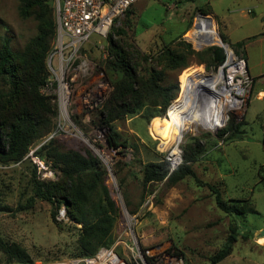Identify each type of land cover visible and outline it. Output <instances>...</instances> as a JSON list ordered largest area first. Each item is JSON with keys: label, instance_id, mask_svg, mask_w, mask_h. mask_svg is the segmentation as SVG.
<instances>
[{"label": "rangeland", "instance_id": "1", "mask_svg": "<svg viewBox=\"0 0 264 264\" xmlns=\"http://www.w3.org/2000/svg\"><path fill=\"white\" fill-rule=\"evenodd\" d=\"M18 1L0 0V35L10 38L13 49L21 48L34 34L33 23L18 16ZM242 9L250 12L243 13ZM130 10L128 19L122 16L115 26H125L123 34L113 33V38L120 39L118 41L136 56L151 58L147 63H152L156 69L161 66L153 61L166 45L179 47L189 43L194 51L186 67L165 72L163 83L177 84L175 97L164 111L158 106L139 105L135 112L111 125L92 120L98 110L79 114L71 123L59 124L54 119L48 126H42L45 140L58 131L52 137L59 147L89 149L107 170L106 184L118 207L110 246L116 252L131 257L127 246L136 241L140 248L164 245L180 255L183 264H264V92H256L252 83L241 97L238 108L227 110L223 125L217 129L192 124L183 132L177 147L180 160L175 165L169 160L170 148H163L156 136L161 118L184 91L179 76L194 70L207 74L216 72L226 60V51L221 47L224 57L216 63L211 60L209 48L220 47L221 42L238 54L222 40L218 20L223 23L231 20L232 24L235 21L243 25L239 29L256 33L261 20L264 21V13L260 14L252 0H139ZM228 10L235 12L229 14ZM200 15L215 21L217 42L198 44L192 37L191 31ZM102 44L107 53L104 58L97 48L91 49V57L98 65L99 60L108 57L107 40ZM261 49L258 52L264 54V44ZM243 57L247 66L246 55ZM140 62L147 66L142 60ZM106 79L109 84L107 98L113 87L107 76ZM216 80L215 74V83ZM45 84L40 92L47 94ZM229 126L236 129L232 136ZM111 127L119 134L117 142L120 145L116 147L109 142ZM97 130L103 135L100 139L96 138ZM42 141L34 143L30 151ZM195 144H198L197 157L186 162L193 176H185L173 185L162 180L143 186L146 163L165 162L172 171L184 164L185 154L192 153ZM28 156L19 163L0 165V206L5 207L0 208V237L26 248L33 264L80 258L76 256V242L81 225L68 218L64 204L56 209L53 201L36 198L32 206L18 210L19 205L34 195L33 175L39 181H54L59 174L50 162L34 155L44 162L47 169L42 170L29 153ZM208 184L215 186L226 202L247 204L254 212L236 215L221 211L215 205ZM147 197L152 206L141 207ZM122 205L128 216L123 213ZM60 208L65 209L67 220L57 219V212L53 216V211ZM232 228L237 232V239L231 253L212 263L211 256L223 246ZM0 264L17 263L7 262L0 252Z\"/></svg>", "mask_w": 264, "mask_h": 264}, {"label": "trees", "instance_id": "2", "mask_svg": "<svg viewBox=\"0 0 264 264\" xmlns=\"http://www.w3.org/2000/svg\"><path fill=\"white\" fill-rule=\"evenodd\" d=\"M17 13L21 19L33 23L34 34L18 49L11 47L9 37L0 35V165L22 162L29 157L34 143L44 139L32 153L46 163L50 162L59 174L54 181H39L33 175L34 195L25 204L19 205L18 210L32 206L36 198L53 201L56 209L64 204L68 218L81 225L76 256H89L101 246L112 245V228L118 207L106 184L107 170L93 152L89 149H62L52 137L58 131L47 140L44 138L42 126H48L57 119V108L51 96L40 92L49 76L45 58L56 29L54 0H19ZM130 13L129 8L125 14L127 19ZM124 27L112 28L106 37L108 57L98 59L113 88L91 118L108 125L132 114L139 105L158 106L164 111L175 97L177 88L175 83H163L165 72L180 71L188 65L187 60L194 53L189 43L179 47L166 45L153 61L161 66L156 69L152 63H147L151 58L136 56L118 41L120 39L113 38V33L123 34ZM220 34L222 40L228 43L227 38ZM245 43L246 40H242L231 45L240 57L245 55ZM209 49L211 60L220 63L224 57L222 48L212 46ZM140 60L147 66L142 65ZM229 129L232 136L236 129L234 126H229ZM118 137L119 134L112 128L111 146L120 145ZM197 146L195 144L192 153L185 154L184 164L172 171L165 162L146 163L143 167V186L162 180L173 185L185 176H193V170L186 162L195 160ZM208 187L213 192L216 207L221 211L236 215L254 212L247 204L226 202L215 186L208 184ZM56 212L53 211V216ZM236 236L237 232L232 228L223 246L211 256L212 263L231 253ZM0 252L7 262L33 264L26 248L18 242H8L0 237Z\"/></svg>", "mask_w": 264, "mask_h": 264}, {"label": "built area", "instance_id": "3", "mask_svg": "<svg viewBox=\"0 0 264 264\" xmlns=\"http://www.w3.org/2000/svg\"><path fill=\"white\" fill-rule=\"evenodd\" d=\"M137 1L54 0L56 29L45 58L49 74L45 89L56 105L59 124L71 123L79 114L98 110L106 99L109 84L104 71L91 57V49L97 48L102 52L101 57L106 56L102 41ZM225 46L227 60L228 46ZM230 53V59L222 65H227L225 71L230 72V83L235 88L232 93L241 103V97L253 83V78L244 58ZM95 135L99 139L103 136L98 130ZM29 154L39 169H47L32 151ZM152 204L147 197L141 207L148 208ZM121 209L128 216L123 205ZM56 218L68 219L64 208L57 211ZM127 247L131 257L116 252L113 247L101 246L92 255L47 264H183L181 256L164 245L140 248L133 241Z\"/></svg>", "mask_w": 264, "mask_h": 264}, {"label": "bare ground", "instance_id": "4", "mask_svg": "<svg viewBox=\"0 0 264 264\" xmlns=\"http://www.w3.org/2000/svg\"><path fill=\"white\" fill-rule=\"evenodd\" d=\"M191 34L198 44L219 40L215 21L205 15L197 18ZM220 47L226 46L221 42ZM227 53L226 63L231 56L229 50ZM224 67L221 65L214 72L217 75L216 83L214 73L207 74L202 70L189 71L179 76L184 91L166 110L156 135L163 148H170L169 156L174 165L180 160L177 147L184 131L198 123L212 130L217 129L223 125L226 111L237 109L240 105V100L232 93L235 88L230 83V72L228 69L225 71Z\"/></svg>", "mask_w": 264, "mask_h": 264}, {"label": "crops", "instance_id": "5", "mask_svg": "<svg viewBox=\"0 0 264 264\" xmlns=\"http://www.w3.org/2000/svg\"><path fill=\"white\" fill-rule=\"evenodd\" d=\"M253 6L260 9V14L264 13V0H252ZM211 8V7H210ZM241 12H250L247 10H240ZM232 11L231 13L233 14ZM230 13V10H228ZM213 14V13H212ZM214 16V15H213ZM252 19V18H250ZM264 19V16H263ZM220 32L227 38L228 44L234 45L242 40H246L243 49L247 58V70L253 78L256 92H264V54L258 52L264 44V21L261 20V27L256 33H247L245 28H238L243 26L240 23L228 20V23H223L218 20Z\"/></svg>", "mask_w": 264, "mask_h": 264}, {"label": "water", "instance_id": "6", "mask_svg": "<svg viewBox=\"0 0 264 264\" xmlns=\"http://www.w3.org/2000/svg\"><path fill=\"white\" fill-rule=\"evenodd\" d=\"M51 136H52V134L48 138H50Z\"/></svg>", "mask_w": 264, "mask_h": 264}]
</instances>
